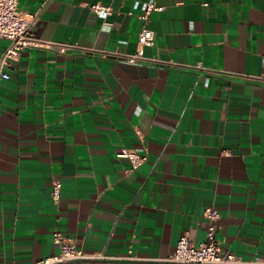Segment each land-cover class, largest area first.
<instances>
[{"label":"crops","instance_id":"0c3cea01","mask_svg":"<svg viewBox=\"0 0 264 264\" xmlns=\"http://www.w3.org/2000/svg\"><path fill=\"white\" fill-rule=\"evenodd\" d=\"M150 2L19 0L36 37L77 48L23 49L0 76V264L57 256L56 230L92 264H172L209 207L224 250L264 257V0H159L160 64L104 57L136 53ZM123 147L148 161L131 171Z\"/></svg>","mask_w":264,"mask_h":264},{"label":"built area","instance_id":"2783aa9c","mask_svg":"<svg viewBox=\"0 0 264 264\" xmlns=\"http://www.w3.org/2000/svg\"><path fill=\"white\" fill-rule=\"evenodd\" d=\"M159 0H151L143 7L140 19L143 27L139 34L138 48L135 54L125 55L122 53H105L104 57H113L124 60L129 64L138 63H159L155 59H148L145 56V49L155 45L156 33L150 28L151 17L154 12H162L164 7L158 5ZM184 2L177 3L183 6ZM96 15L111 16L113 10L110 6L97 3L91 6ZM36 21V15L23 12L19 9V0H0V39L10 42L8 49L0 59V76L9 79L8 73H3L4 67L11 66V63L18 58L19 52L26 48L54 49L65 53L68 49L77 48L61 43L45 41L36 37L32 32V26ZM104 30L110 31L111 25L106 24ZM197 68H201L198 65ZM253 81L264 84V75L255 77ZM119 159L127 160L130 163L131 171L138 170L148 161V155L140 154L133 149L121 148L117 152ZM62 185L56 183L52 190V199L58 203L61 199ZM207 222L206 239L200 243H193L187 234L183 235L176 246L175 251L169 257L168 262L172 264H264V257L256 256L250 261H245L236 254L224 250L218 237L217 222L220 219V212L214 207H209L204 212ZM53 244L59 249L57 256L42 260L37 264H92L96 260L103 259L102 255H90L79 248L71 239L67 238L61 231L53 233ZM130 257H126L129 259Z\"/></svg>","mask_w":264,"mask_h":264}]
</instances>
